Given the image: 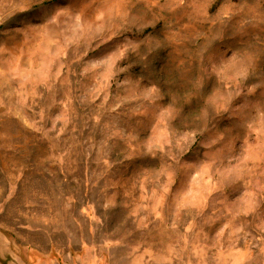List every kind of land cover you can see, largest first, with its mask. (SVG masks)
I'll use <instances>...</instances> for the list:
<instances>
[{
	"label": "rangeland",
	"instance_id": "1",
	"mask_svg": "<svg viewBox=\"0 0 264 264\" xmlns=\"http://www.w3.org/2000/svg\"><path fill=\"white\" fill-rule=\"evenodd\" d=\"M2 236L0 264H264V0H0Z\"/></svg>",
	"mask_w": 264,
	"mask_h": 264
},
{
	"label": "crops",
	"instance_id": "2",
	"mask_svg": "<svg viewBox=\"0 0 264 264\" xmlns=\"http://www.w3.org/2000/svg\"><path fill=\"white\" fill-rule=\"evenodd\" d=\"M6 238L4 236H2V239H0V262L3 258V256L5 257H10L13 260V255L15 257V249L12 245H10V243L5 242ZM14 250V253H13Z\"/></svg>",
	"mask_w": 264,
	"mask_h": 264
}]
</instances>
